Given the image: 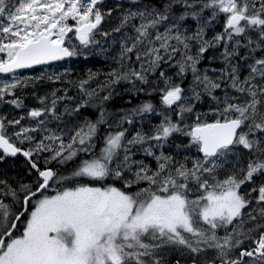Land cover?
Wrapping results in <instances>:
<instances>
[{
    "label": "snow or ice",
    "instance_id": "1",
    "mask_svg": "<svg viewBox=\"0 0 264 264\" xmlns=\"http://www.w3.org/2000/svg\"><path fill=\"white\" fill-rule=\"evenodd\" d=\"M0 264H264V0H0Z\"/></svg>",
    "mask_w": 264,
    "mask_h": 264
},
{
    "label": "trees",
    "instance_id": "2",
    "mask_svg": "<svg viewBox=\"0 0 264 264\" xmlns=\"http://www.w3.org/2000/svg\"><path fill=\"white\" fill-rule=\"evenodd\" d=\"M90 61L94 60L97 62H90V63H79L76 66L75 73L73 74L72 78H76L77 75H83L88 68H91L93 71H96L97 69L104 70L105 65L100 57H93L92 59H89ZM124 102L120 99L119 95L114 97V100L112 101V104L114 107L118 108L120 107Z\"/></svg>",
    "mask_w": 264,
    "mask_h": 264
}]
</instances>
